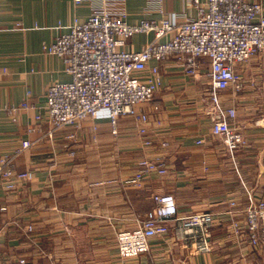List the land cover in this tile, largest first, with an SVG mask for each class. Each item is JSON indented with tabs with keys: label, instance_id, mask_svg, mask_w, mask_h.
Segmentation results:
<instances>
[{
	"label": "crops",
	"instance_id": "crops-1",
	"mask_svg": "<svg viewBox=\"0 0 264 264\" xmlns=\"http://www.w3.org/2000/svg\"><path fill=\"white\" fill-rule=\"evenodd\" d=\"M248 1L264 7V0ZM100 9L125 13L131 24L162 12L177 23L197 15L192 0H0V155L14 152V169L34 173L20 190L0 186V264H248L262 252L243 232L249 193L264 200V86L246 75L261 72L256 60L239 67L245 89L224 94V105L237 107L236 122L248 141L234 156L212 132L209 62L196 77L175 59L158 63L163 86L152 102L159 107L151 110L153 146L144 145L133 117L120 118L114 135L105 111L82 128L55 129L45 114L46 92L71 76L45 46ZM152 39L136 34L123 49L141 50ZM74 133L78 144L65 147ZM26 139L33 145L22 149ZM144 156H166L169 172L153 173L137 187V161ZM166 193L175 196L179 215L213 213L212 250L200 252L198 237L184 240L180 224L171 223L170 233L152 238L147 252L121 257L118 234L154 208L155 194Z\"/></svg>",
	"mask_w": 264,
	"mask_h": 264
},
{
	"label": "built area",
	"instance_id": "built-area-1",
	"mask_svg": "<svg viewBox=\"0 0 264 264\" xmlns=\"http://www.w3.org/2000/svg\"><path fill=\"white\" fill-rule=\"evenodd\" d=\"M81 2L76 0V3ZM192 3L197 15L180 23L162 12L158 19L131 24L125 13L105 9L96 10L86 21L76 19L67 31L45 46L47 54L63 60L71 76L70 81L49 85L45 105L47 120L55 129L65 126L79 129L86 122L95 123L105 111L112 133L116 135L120 118L133 117L144 145L153 146L151 110L157 111L159 107L152 102L163 86L158 63L175 59L183 63L188 75L196 77L200 75V66L209 62L211 106L208 114L212 132L224 140L232 155L247 145V137L236 122L237 107L225 106L224 94L229 89L235 92L245 89L241 65L259 59L256 65L264 72V7L261 1L248 0H192ZM140 33L153 34V39L141 50L123 49L129 39ZM148 103L151 109H147ZM28 105L26 98L22 106L27 108ZM36 119L42 120V115L37 114ZM67 138L65 147L78 144L75 133ZM162 144L167 146L168 143ZM32 145V141L26 139L21 148ZM70 154L75 157L77 153L72 148ZM15 156L14 152L0 155V186L8 192L24 188L34 177L31 170L14 169ZM168 172L165 160L144 156L137 161L134 184L141 187L151 174ZM153 199L154 208L137 218L132 229L118 234L121 257H137L147 252L152 238H164L170 233L171 223L180 224L184 240L198 237L195 242L200 252L212 250V212L182 216L173 194H155ZM230 203L236 205L234 200ZM239 225L236 221L232 224L236 233L240 231ZM243 232H247L252 247L264 248V200H256L251 193Z\"/></svg>",
	"mask_w": 264,
	"mask_h": 264
},
{
	"label": "rangeland",
	"instance_id": "rangeland-1",
	"mask_svg": "<svg viewBox=\"0 0 264 264\" xmlns=\"http://www.w3.org/2000/svg\"><path fill=\"white\" fill-rule=\"evenodd\" d=\"M256 61L254 62V63H259V59L257 60V59H255ZM246 75H248V77H249V79L250 78H256L257 79V81L258 82H261V85L260 86H264V72H260V73H258V74H254L253 75V73H248V74H246ZM260 76V77H259ZM232 91V93L233 94H236L237 92H235V91H233V90H231ZM237 152V151H236ZM236 152L232 155L231 153V156H234L235 154H236ZM148 157V156H147ZM150 157V156H149ZM143 158V157H142ZM151 158H153V159H155V160H161V161H163V160H165L166 162H167V159H166V156H160V157H157V158H154V157H151ZM161 176H165V175H161ZM249 203V202H248ZM248 205V204H247ZM247 207V206H246ZM246 209V208H245ZM208 212H210V211H208ZM211 238V237H210ZM211 242V241H210ZM252 249H254V251L256 252V250L255 249H257V248H254V247H252ZM257 254V256H250V259H249V263L248 264H264V248H262V252H261V250L258 252V253H256Z\"/></svg>",
	"mask_w": 264,
	"mask_h": 264
}]
</instances>
